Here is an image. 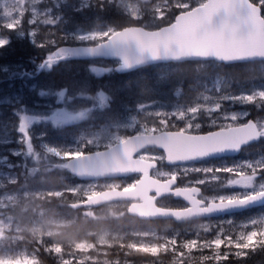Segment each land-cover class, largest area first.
<instances>
[{
    "label": "trees",
    "instance_id": "trees-1",
    "mask_svg": "<svg viewBox=\"0 0 264 264\" xmlns=\"http://www.w3.org/2000/svg\"><path fill=\"white\" fill-rule=\"evenodd\" d=\"M203 1L193 0L191 8ZM162 2L150 0L143 4L139 19H134L121 9L116 0H91L87 6H78L76 0H70L61 4L55 12L62 16V26L67 28H91L94 25L107 24L115 30L127 26L154 29L170 23L165 19H157L153 12V6ZM177 9L171 6L168 18L175 16ZM261 11L264 14V9ZM51 29L49 26H39L35 40H54L57 42L56 47L80 44L72 39L63 40L58 31L54 33ZM6 33L11 42L8 46L0 48V196L7 191L16 194L18 199L4 208V212L21 226L30 224L41 214L47 219H59L66 223L59 227V233L43 234V244L33 239V250L38 264H218L217 250L211 246L215 236L219 235L220 239L231 237L235 241L239 235L247 234L253 227L252 224L247 225L246 220L259 216L264 207L235 214L233 220L217 223V228L212 226L210 232H201L200 235L195 234L196 229L190 226V222L141 221L129 216L125 205H103L90 210L93 216H83V209H72L70 206L71 202L83 199V196L73 193L70 188L77 180L70 176L54 156L35 144L33 135L35 132H42L52 142L65 144L90 127L113 123L143 105L173 101L193 105L202 94L201 86L215 78L223 80L222 86L225 89L227 83L232 86L226 90L238 92L242 87L264 82V71L260 68L262 61L231 64L184 61L152 64L129 73L118 74L111 66L109 71L99 73L92 69L93 63L90 60L68 58L60 60L49 70L42 69L39 65L46 53L52 50L50 44L49 47L40 48L32 44L29 38H17L14 31L8 30ZM20 63H23L24 70L15 75H7V72L1 69L3 65ZM25 81L28 87L32 84L34 88L29 90L25 86L22 87ZM8 85L13 86L11 91L4 90ZM61 91L64 92L66 100L69 99L73 103L80 100L81 108L89 107L91 112H88L86 119L71 125H54L46 120L47 106L43 103H54L55 96ZM12 92L18 94L17 101H1L5 95ZM240 108L249 110L248 117L258 124L264 117V102L243 103ZM222 110L227 111V108L222 107ZM21 115L33 120V129L28 132L32 137L31 142L34 143L32 154H27L24 141L26 138L18 131ZM37 117L39 119H36ZM146 122L155 126V132L157 129L161 130L156 118L151 117ZM179 128L180 123L169 122L162 129ZM129 134H132L131 131L124 132L125 136ZM105 147L86 146L81 153ZM263 150L264 138L260 137L258 142L250 144L242 153L244 156L247 151L261 154ZM35 155L39 158H34ZM38 159L39 162L34 161ZM217 165L212 167L220 170L218 174L224 175L232 172L228 169L229 166H238L233 160H227L219 167H216ZM256 170L264 172V165H259ZM216 222L217 220L214 223ZM164 225L171 226L170 236L173 241L165 238L166 244L158 252H151L139 246L138 238L142 237L144 232L158 233ZM98 226H106L109 229V242H95L93 233ZM221 233L223 236H220ZM259 240L257 237L253 241H240V247H235L229 245L225 239L224 246L219 249V264H264V243L257 244ZM25 241L18 242L14 247L20 249L23 247L21 244H30ZM79 243L86 246L78 248ZM225 253H228L227 259H223Z\"/></svg>",
    "mask_w": 264,
    "mask_h": 264
},
{
    "label": "rangeland",
    "instance_id": "rangeland-1",
    "mask_svg": "<svg viewBox=\"0 0 264 264\" xmlns=\"http://www.w3.org/2000/svg\"><path fill=\"white\" fill-rule=\"evenodd\" d=\"M69 1L70 0H0V40L9 39L6 33V31L9 30V26L15 29L14 34L17 35V38H29L31 33L38 32L39 26H49L54 33L58 31L59 35L64 38L63 40L72 39L80 44L101 42L115 31L114 27L108 26L107 24H98L91 28H82L78 26L67 28L62 26L61 22L63 21L60 19L62 16L59 15V12H55V10H57L61 4H65ZM76 1L78 2V6H87L91 0ZM149 1L150 0H116L120 8L132 15L134 19L141 18V7ZM162 1L161 4L153 6V12L157 19H165L168 22H171L174 18V15L168 18L171 6L178 8L177 13L183 12L191 8L188 7V5H191L193 0ZM254 3L256 4V2ZM262 15L264 17V14ZM151 23L153 22L151 21ZM104 33H107L108 35L104 36ZM55 44L57 45L56 41ZM92 63V69L99 73L109 71L110 66L111 68H114L113 61L94 60ZM260 68L264 71V61L260 63ZM1 69L6 71L7 75H9L8 73L15 75L18 74L19 71H23L24 67L23 63H20L3 65ZM223 83L222 79L215 78L212 82L203 84L201 86L202 94L199 95L198 102L193 105H185L178 103L177 101H173L172 103L155 102L143 105L137 107L134 111L130 112V114H127L113 123L99 125L92 128L90 127L89 130L74 136L65 144L52 142L48 137H45L42 132H35L33 138L38 147L42 148L47 154L54 156L59 163L64 164L67 159L82 154V149L86 146L96 147L98 145H104L109 147L114 143L121 141L125 137L124 132L126 131H131V133L134 134L155 132V126L146 122L147 119L151 117L156 118L160 123V129L166 127L169 122H171L173 124L180 123L181 130L189 131L190 129L198 128V125H207V121L212 116V112L218 111L216 116L223 121H226L227 124L244 118L249 114V112L241 109L227 112L221 109L220 111V100H238L243 104L249 103L250 101L247 97H251V102H264V100H261L260 98V93L264 92V82L253 83L246 88L242 87L238 92L226 90L229 87L232 88V86L227 83L228 86L225 89L222 86ZM23 86L27 87L29 90L34 88V85L32 84L28 87L26 81L22 84V87ZM12 87L13 86L8 85L4 90L11 91ZM17 95V93L12 92L11 94L5 95L1 101L4 100L6 103L15 102L18 100ZM43 104L47 106L46 110L48 116L46 120H49L50 122L52 121L49 118L53 113H68L72 117V119L68 120L66 123L54 125H71L78 123L86 119L88 112H91L89 107H80V104H82L80 100L73 103L69 99L66 100L64 95L61 97L59 94L55 96L54 103L47 101ZM223 107L228 108L226 105ZM233 115L238 116L239 119H233ZM212 120L213 119H210L209 122ZM31 122H33V120L25 117L24 123L27 125V128L26 134L22 136L26 138L24 141L26 142L27 154L33 151L32 146L34 145V143L31 142L32 137L29 136L28 133L29 130L33 129ZM260 128L262 130V137L264 138V117L260 119ZM158 130L159 129H157V131ZM32 153H34V151ZM36 157L39 158L38 155H35L34 158ZM39 160L40 159L34 161L39 162ZM263 162L264 150L257 156V158L255 157L251 160L245 158L244 160H237L235 162L238 164L237 168L233 166L230 167L229 169H231L232 172L228 174L226 173L225 175L223 173L218 174L220 170L214 169L212 164L182 166L173 170V174L179 176L180 180L184 183L203 185L207 194L204 195L202 199L209 202L222 201L235 197V195L245 197L258 191H264V172H257L256 170L259 165H264ZM222 165L223 164H218L216 167ZM240 166H242V168L239 170ZM168 172L171 173L170 170ZM206 182L208 184H205ZM129 184L130 182L127 181V178L101 179L83 182L76 181L70 186V188L73 193L86 198L103 189L118 188L119 186L128 187ZM17 199L18 197L16 194H10L7 191L0 196V263L38 264L33 250V239L42 243L41 238L43 237V234L59 233V227L66 223L59 219H47L41 214V216L28 225H18L4 212V208ZM80 200L81 198L77 201ZM72 203H74V201L70 204ZM108 205L111 207H114L113 205L116 207L124 206L123 203ZM40 212L42 213V210H40ZM81 214L83 216H93V213L90 210H83L81 211ZM261 218H264V211L261 212L259 216H253L249 218V220H246V224H252L253 221H259ZM216 220L217 222L214 223ZM230 220H233V217L227 215L215 219L193 221L194 223L192 222L190 226L193 229H196L195 234L200 235L201 232H210L212 226L217 228L218 226H215L217 223L222 224L224 221H226L225 223H228ZM256 228L264 229V224H260ZM109 234L110 232L108 229L102 228L97 236V242L104 243L108 239ZM171 234V226L169 225L162 226L158 233L154 231L144 232L143 235H141L142 237L138 238L139 246H143V248L151 252H158L162 250L166 244V241H164L165 238L169 241H173V238L170 236ZM246 235L249 236L247 241H253L257 237L260 239L264 236V232L257 233L255 228L251 227ZM215 237L216 240L219 238V235ZM24 240H26V243L29 242L30 244H21L23 247L20 249L14 247L18 242ZM84 246L83 243L77 244L78 248H84Z\"/></svg>",
    "mask_w": 264,
    "mask_h": 264
},
{
    "label": "water",
    "instance_id": "water-1",
    "mask_svg": "<svg viewBox=\"0 0 264 264\" xmlns=\"http://www.w3.org/2000/svg\"><path fill=\"white\" fill-rule=\"evenodd\" d=\"M212 2L231 4L233 0H204L201 4L176 14L170 23L156 29L127 26L114 31L101 42L67 45L73 48H98L100 50L99 54L82 53L70 57V59L114 61V70L118 74L129 73L152 64L184 61H214L223 64L263 61L264 35L254 32L249 37L248 29H239L237 36H244L245 39L243 40H232L227 37L213 39V33L201 29L204 6ZM243 3L245 13L255 8L256 15L264 20L257 4L251 0H243ZM223 11L221 9L219 13L212 16L211 23L213 26L219 24V18L223 15ZM233 11L240 14L241 10L236 8ZM126 29L148 32L156 36L169 35L171 40L168 44V50L165 51L163 43H158L155 58L147 53L141 56L137 45L132 42L128 46H118L120 55H113L110 50L109 39L114 33ZM226 57L228 62H225ZM126 60L127 66L125 65ZM259 139L258 127L252 119L237 126L207 133L164 130L156 133L131 134L107 148L73 156L63 164V168L67 169L71 176L78 181L123 178L131 174H141L134 185L123 189H103L82 201L72 203L70 206L72 209L97 208L110 203L131 202L127 207V214L131 216H136L139 219L173 220L178 223L199 218L208 219L232 215L245 210L264 207V191H258L244 198L212 201L205 205L203 200L198 199L200 195L198 186L175 187L176 180L173 178L166 180L154 178L150 175V171L156 166V161L135 157L140 150L153 147L164 152L166 164L184 165L205 159L236 155L242 147L257 142ZM164 195H173L174 198L183 201L187 207L183 209L158 207L155 200ZM230 202L232 203L230 204ZM214 205L226 207L221 210L215 208Z\"/></svg>",
    "mask_w": 264,
    "mask_h": 264
},
{
    "label": "snow or ice",
    "instance_id": "snow-or-ice-1",
    "mask_svg": "<svg viewBox=\"0 0 264 264\" xmlns=\"http://www.w3.org/2000/svg\"><path fill=\"white\" fill-rule=\"evenodd\" d=\"M256 4L260 9H264V0H256ZM188 7H191L189 4ZM239 8L240 14H236L233 10ZM204 12L202 14L203 19L200 24V27L203 31L213 33V39H223L225 37L232 40H243L244 36H237V31L239 29H248L249 37L255 32L261 35H264V20L260 19L256 15V9L252 8L250 12L245 13V5L243 0H233L231 4H221V3H209L204 6ZM223 9V15L219 18V24L217 26H213L211 23V19L213 15H216ZM31 23V21H30ZM9 31H15V29L9 26ZM38 33L33 32L29 35L30 42L40 48L49 47V44L52 47V50L46 53V57L40 62V68L51 69L54 65L58 64L62 59H68L73 56H78L82 53H87L88 55L99 54V49H80L73 48L65 45L64 47L57 48L55 41L45 42V41H36L35 35ZM23 35V33H22ZM107 33H104V36H107ZM171 40L169 35H161L156 36L154 34L148 32H140L138 30H130L126 29L121 32H116L109 39L110 50L113 55H120L119 47L120 45L128 46L132 42L137 45L139 53L143 56L145 53L155 58L157 56L156 45L158 43H163L165 47V51L168 50V44ZM10 38L5 40H0V48H4L8 46L10 43ZM225 62H228V58H225ZM127 60L125 61V65L127 66ZM61 97H63L64 92L61 91L59 93ZM261 100H264V92L260 93ZM247 99L251 102L252 98L247 97ZM233 119H239L238 116L233 115ZM36 119H39L38 117ZM53 124H63L68 122V120L72 119V117L68 113H53L49 118ZM21 123L18 127V131L24 135L26 134L27 125L24 123L25 117H20ZM199 127V125H198ZM30 144V137H29ZM232 202H230L231 204ZM246 203V202H244ZM215 208L221 209L226 206H215ZM258 224H264V218H261L259 221H253L252 225L257 231V233L264 232L262 228H256L255 226ZM247 227V226H246ZM223 236V233L220 234ZM227 239L229 245L240 247V241H247L249 236L246 234L239 235L235 241L232 240L231 237H224L223 239L217 238L211 242V246L217 250V262L219 264V260L221 259L219 255L220 247L224 246V240ZM264 243V236L260 238L257 244ZM255 246V245H254ZM253 246V247H254ZM228 253H225L223 259H227Z\"/></svg>",
    "mask_w": 264,
    "mask_h": 264
},
{
    "label": "flooded vegetation",
    "instance_id": "flooded-vegetation-1",
    "mask_svg": "<svg viewBox=\"0 0 264 264\" xmlns=\"http://www.w3.org/2000/svg\"><path fill=\"white\" fill-rule=\"evenodd\" d=\"M232 94H236V93H232ZM219 103H220V111H221L222 107L226 105V106H228V108L226 107L227 111H233V110L241 109V110H245V111L249 112V114L244 118H241L235 122H232V123L230 122L229 124H227L226 121H223L222 119H220L219 117L216 116L218 114V111L212 112L214 115H212L210 117V119H213V120L211 122H209V120H210L209 119L207 121V125L199 126L196 129H190L189 131H185V132H188V133H207V132L214 131L217 129H227V128L232 127V126H237V125L243 124L245 121L250 119L248 117L250 115V111L247 109L240 108L242 103L239 102L238 100H220ZM222 121H223V124H222ZM255 122H256L258 129H259L260 136L262 137V130L260 128V123L258 124L257 121H255ZM163 130H168V129H161V130H158L156 132L163 131ZM176 130H181V128L176 129ZM181 131H183V130H181ZM249 145L242 147L240 149V151L238 152V154H236V155L224 156V157H220V158L205 159L204 161H200V162H196V163H189L186 165H193V166L202 165V164H212V165L216 164L217 165V163L224 165L227 162V160H233L234 162H236L237 160H241V159L244 160V158L250 159V160L254 159L255 157L257 158V156L259 154L255 151H247V155H245V156L242 153L243 149H246ZM135 157L143 159V160H155L156 161V163H157L156 166L150 171V175L152 177L157 178L159 180H166L169 178H173L176 180L175 187L187 188V187H192V186H198L200 188V195L198 196V199L203 200L205 202V205L209 202V201L202 199V197L207 194V191H205V189L203 188V185H201V184L193 185L190 183H184L182 180H180L179 176H176L175 174H173V170H175L176 168L178 169L179 167H182V166H186V165H168V164H166L164 161L165 160L164 152L162 150L156 149L153 147L144 148V149L140 150L138 153H136ZM230 167L231 166H229L228 169ZM169 170L171 171V173L168 172ZM239 170H240V168H239ZM163 172H165V173H163ZM140 176H141V174H131V175H128L126 177H123V178H127V181L130 182V184L128 187L119 186L118 188H120V189L121 188H129V187L133 186L134 183L139 179ZM112 179H117V178H112ZM79 182H83V181H79ZM205 184H208V183L206 182ZM152 195H154V194H152ZM234 198H243V197L235 195V197H232L229 199H234ZM84 199L85 198H83L82 200H84ZM118 203H121V204L123 203V205L126 206V212H127V207L131 202H118ZM111 204H115V203H111ZM155 204L158 207L171 208V209L172 208L183 209V208L187 207V205L183 201H181L180 199L174 198L173 195H164V196L158 197L155 200ZM106 205H108V204H106ZM78 209L93 210V209H97V208L81 207ZM233 215H235V214L228 215V216L233 217ZM129 216H131V215H129ZM225 216H227V215H225ZM132 217L137 218L136 216H132ZM220 217H223V216H220ZM215 218H217V217L208 218V219H215ZM137 219H139V218H137ZM139 220H141V221L162 220L163 221L164 219H139ZM198 220H207V219L199 218L196 220L184 221V222L192 223L193 221L195 222ZM166 221H173V220H166ZM173 222H175V221H173ZM175 223H178V222H175ZM179 223H182V222H179ZM102 228L107 229L106 226L105 227L104 226L103 227L98 226L97 230L93 233L95 242H97V236H98V234ZM115 236L120 237L119 235H115ZM109 239H111V234H109V237L105 242H109ZM97 243H99V242H97Z\"/></svg>",
    "mask_w": 264,
    "mask_h": 264
}]
</instances>
